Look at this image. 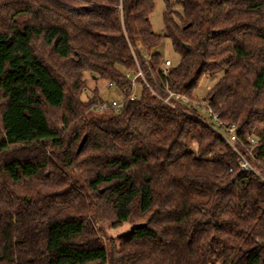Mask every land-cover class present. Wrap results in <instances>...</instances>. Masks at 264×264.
Segmentation results:
<instances>
[{"label": "trees", "instance_id": "obj_1", "mask_svg": "<svg viewBox=\"0 0 264 264\" xmlns=\"http://www.w3.org/2000/svg\"><path fill=\"white\" fill-rule=\"evenodd\" d=\"M163 1L170 88L221 75L206 101L264 159V0ZM154 11L0 0V264H264V184L220 136L147 89L103 118L82 98L87 73L128 95L133 53L164 87Z\"/></svg>", "mask_w": 264, "mask_h": 264}, {"label": "built area", "instance_id": "obj_2", "mask_svg": "<svg viewBox=\"0 0 264 264\" xmlns=\"http://www.w3.org/2000/svg\"><path fill=\"white\" fill-rule=\"evenodd\" d=\"M120 11H122L121 5ZM133 55L136 61L137 70L135 72L127 71L125 73L126 78L130 82L128 95L123 93L124 99L121 103L116 101L99 102L92 108V111L101 114L110 111L118 112L122 109L125 102L139 100L143 89H147L153 96L157 97L169 107L198 120L216 135L220 136L237 155L240 172L244 174H252L264 184V159L260 158L258 155L260 143L256 137L249 136L247 139L241 138L238 135L236 125L223 121L219 114L210 106L208 101H192L186 95L172 90L167 81L170 69L174 66L171 60H162L160 65L159 73L165 79L164 87H162L159 86L156 81H154L155 85L151 84L145 75L137 56L134 53ZM148 58V54L145 53L144 59L147 60ZM113 87L117 88L113 83H110L109 88L112 89ZM138 87L140 88L139 97L135 94Z\"/></svg>", "mask_w": 264, "mask_h": 264}, {"label": "rangeland", "instance_id": "obj_3", "mask_svg": "<svg viewBox=\"0 0 264 264\" xmlns=\"http://www.w3.org/2000/svg\"><path fill=\"white\" fill-rule=\"evenodd\" d=\"M155 2V11L150 16V21L152 24L153 31L162 36L163 40L160 46L157 48V51L161 55L162 60H171L174 65L179 62V56L173 51L171 42L164 37L165 29H164V22H163V13L165 9L164 1L163 0H154ZM221 75H217L215 77H205L203 78L202 82L200 83L199 87L195 90V96L198 97L200 100H207V96L210 90L216 85L219 81ZM87 81V88L86 92L82 95L83 100H88L94 94V91H98L99 100L102 102H112L116 101L121 103L124 99V94L119 89L113 87L110 89V83L106 80L98 79L94 80L90 73L85 75ZM136 96H140V88L138 87L136 91ZM93 116L103 118L105 114H101L98 112H93ZM132 228L131 224L122 225L117 228H111L106 226V236L108 239H112L115 242L116 240L128 233ZM107 244L110 245L111 241L107 240Z\"/></svg>", "mask_w": 264, "mask_h": 264}]
</instances>
